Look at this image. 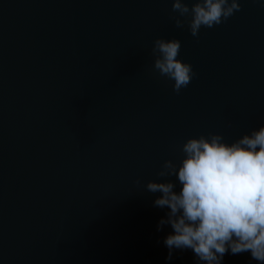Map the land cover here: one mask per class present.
<instances>
[{
  "label": "water",
  "instance_id": "1",
  "mask_svg": "<svg viewBox=\"0 0 264 264\" xmlns=\"http://www.w3.org/2000/svg\"><path fill=\"white\" fill-rule=\"evenodd\" d=\"M172 3L0 0V264H201L167 259L170 210L146 184L180 191L157 173L188 138L264 126V0L198 37ZM157 38L179 39L196 72L179 94L152 71Z\"/></svg>",
  "mask_w": 264,
  "mask_h": 264
},
{
  "label": "clouds",
  "instance_id": "2",
  "mask_svg": "<svg viewBox=\"0 0 264 264\" xmlns=\"http://www.w3.org/2000/svg\"><path fill=\"white\" fill-rule=\"evenodd\" d=\"M241 7L240 0H194L191 6L187 0H173L172 12L178 15L171 18L177 28L187 24L198 37L202 28L226 22ZM181 46L179 39L157 38L151 49L152 71L172 81L177 94L196 76L190 63L178 59ZM180 152L179 166L168 159L157 173L175 176L179 192L170 180L146 184L148 192L161 193L154 206L170 210L158 224V230L166 224L174 230L164 240L167 259L172 249H191L201 264H221L231 250L250 251L252 259L264 264V126L231 144L218 133L191 137Z\"/></svg>",
  "mask_w": 264,
  "mask_h": 264
}]
</instances>
